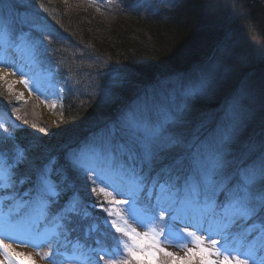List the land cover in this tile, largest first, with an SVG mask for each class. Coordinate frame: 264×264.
Returning a JSON list of instances; mask_svg holds the SVG:
<instances>
[{
    "label": "snow or ice",
    "instance_id": "6c2138e0",
    "mask_svg": "<svg viewBox=\"0 0 264 264\" xmlns=\"http://www.w3.org/2000/svg\"><path fill=\"white\" fill-rule=\"evenodd\" d=\"M12 47L18 45L0 26V50ZM215 71L203 69L183 84L173 107L154 113L131 107L112 126L107 143L65 153L64 168L82 172L93 185L103 184L99 193L111 197L108 207L100 204L111 242L96 241L92 247L87 236L78 240L71 264H142V257L150 264H264V143L258 153L250 145L241 156L235 154L241 128L238 99L207 135L199 134L206 120L196 133L185 127L197 103L214 93ZM0 132L14 139L2 124ZM55 163L52 159L37 166L19 145L10 157L0 152V237L12 239V231L24 229L41 239L37 247L56 245L48 254L53 260L61 255L62 238L74 231L69 226L79 215L80 202L73 194L57 208L66 189L64 177L53 179ZM161 224L169 226V236L178 237V247L187 249L184 256L162 246L159 238L165 233L156 231ZM241 225L246 227L238 231ZM0 248L11 251L3 239Z\"/></svg>",
    "mask_w": 264,
    "mask_h": 264
},
{
    "label": "trees",
    "instance_id": "16d2710c",
    "mask_svg": "<svg viewBox=\"0 0 264 264\" xmlns=\"http://www.w3.org/2000/svg\"><path fill=\"white\" fill-rule=\"evenodd\" d=\"M107 1L3 0L0 3L9 31L17 34L21 30L30 36L29 49L39 57L43 68L58 69L54 80L64 88V100L55 109L62 119L54 127L38 108L37 100L26 101L4 90L8 95L5 96L0 87V107L8 109L10 133L14 137L9 140L1 132L5 138L0 143V152L10 157L14 145H19L27 149L30 160L37 166L52 159L56 161L53 179L60 182L64 177L62 187L66 189L57 208L63 207L73 194L80 201L79 215L72 220L74 231L62 238L59 247L67 251L86 236L92 247L96 241L101 245L111 242L112 237L105 224L106 213L100 207L102 202L108 207L106 201L111 197L99 193V182L93 185L91 180H84L81 172L64 168L65 153L88 144L104 128L111 130L124 111L137 107L172 79H194L209 67L207 55L215 46L219 47L221 36L225 37L214 23L217 18L212 0L108 1L112 5ZM263 11L262 7L261 14ZM242 19L241 23L245 24L248 17ZM43 24H47L46 29ZM44 33L52 35L46 38ZM224 93L197 103L187 117L189 123L185 127L189 134L196 133L204 120L207 124L200 129L201 136L216 128L221 116L217 109L227 95ZM165 99L166 96L157 93L147 109L152 113L160 110ZM206 110L218 118H212ZM34 116L39 119L38 124L31 121ZM109 139L110 136L103 143ZM248 146L238 141L234 145L235 154L241 156ZM255 148L258 153L259 149ZM49 253L45 255L49 257ZM20 261L29 263L25 258ZM0 264L7 263L0 257ZM142 264H150L149 259L142 257Z\"/></svg>",
    "mask_w": 264,
    "mask_h": 264
},
{
    "label": "rangeland",
    "instance_id": "374dc122",
    "mask_svg": "<svg viewBox=\"0 0 264 264\" xmlns=\"http://www.w3.org/2000/svg\"><path fill=\"white\" fill-rule=\"evenodd\" d=\"M261 1L262 0H212V3H215V6L213 5L214 7L212 8L216 10L215 14L217 18L214 20V23L222 29L225 37L221 36L219 47L215 46L214 50L207 55V60L210 61V65L208 64L209 67H214L216 70L215 77L217 81L215 82V90L212 96L229 90V92H226L227 95L226 98H224L221 108L217 109V111L221 113L218 122H221L222 118L225 116L226 109L233 103L234 99H238L239 102L235 109L236 115L241 122L238 141H244L248 143L249 146L252 145L257 147V149L260 148L261 143H264V11L262 14L260 12L261 8H264V3ZM107 3L109 5L113 4L108 1ZM216 8H218V10ZM255 9L257 10L256 12ZM1 13L2 11H0V16ZM252 13L255 14L252 15ZM245 16L248 17V19H245L246 21L244 24L241 23V21L244 20L242 18ZM1 22L4 23L2 20ZM43 25L46 29L47 24ZM40 29L38 32L41 31ZM51 35L44 33L43 36L49 38ZM223 37L224 40L222 39ZM19 40V44H23V48H25L24 53L27 54L28 60L32 61L31 64L33 66L29 68L25 80L14 81L9 75H1L0 87L2 88V92L5 90L9 95L14 94L15 96H20V98H22V96L29 97L32 91L36 92L42 99L40 100L41 106L45 108L47 119H49L52 126L56 127L61 121L62 115H55V111H53L54 104L61 102L64 98L63 86L53 81V78L56 77L55 74L58 73V69L49 70L40 68L35 55L29 54L27 51L25 39L21 38ZM49 40H52V38ZM4 50L6 49L0 50V61L6 59V55L3 54ZM1 69L8 71V67L2 62H0V70ZM10 74V76L14 75L13 73ZM25 81H27V84L24 83ZM188 81V79H172V82L165 84L158 92L153 93L149 99L140 101L137 107L143 109L151 106L157 93L161 97H167L166 101L159 107L160 110L171 106L173 107L179 102L181 86L187 84ZM226 81L234 84L228 82L225 84ZM9 88L12 90L9 91ZM3 94L8 96L4 92ZM206 112L212 118H218V115H213L212 111L206 110ZM38 120L39 119L34 116L31 121L38 124V122H40ZM121 198L123 199L124 197ZM164 226V224L159 225L156 231H164ZM243 227H245V225H241L237 230L242 231ZM138 230L141 232L145 231L143 228H139ZM177 231L178 227L173 232ZM13 232L14 233L11 234L13 237L11 240H18L16 243V247L19 250L16 251L19 257L18 259L25 258L27 261L31 262V260L33 261L35 258L38 264H45L44 260H41L29 246L25 247L27 243L33 242L31 238L34 234L24 229H18ZM164 233L165 236L159 238L162 246L179 256H184L187 249L177 246L179 242L178 237L169 236V230H166V228ZM251 239L252 238L249 237V240ZM231 243L230 241V244ZM193 246V244H188V247ZM1 251L3 252L0 254L2 257L12 261V255L10 253L6 254L3 248H1ZM18 259L16 260V264L19 262ZM50 263L51 262L47 261V264Z\"/></svg>",
    "mask_w": 264,
    "mask_h": 264
},
{
    "label": "bare ground",
    "instance_id": "6f19581e",
    "mask_svg": "<svg viewBox=\"0 0 264 264\" xmlns=\"http://www.w3.org/2000/svg\"><path fill=\"white\" fill-rule=\"evenodd\" d=\"M8 52H9V50L6 52L7 54H8ZM4 74H7V75H9L7 72H5V71H2V70H0V76L1 75H4ZM166 99H167V97H166ZM165 99V100H166ZM172 107V106H171ZM171 107H168V108H171ZM168 108H165V109H168ZM164 110V109H163ZM100 123V122H99ZM98 123V124H99ZM98 124H95L96 126H98ZM101 124V123H100ZM99 134H101L102 136H104V137H109L110 136V129H108V128H104L103 130H101L100 132H99Z\"/></svg>",
    "mask_w": 264,
    "mask_h": 264
}]
</instances>
